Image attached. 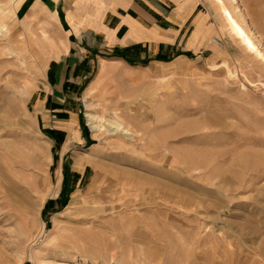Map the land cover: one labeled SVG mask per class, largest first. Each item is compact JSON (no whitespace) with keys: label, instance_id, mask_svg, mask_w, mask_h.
Returning a JSON list of instances; mask_svg holds the SVG:
<instances>
[{"label":"rangeland","instance_id":"rangeland-1","mask_svg":"<svg viewBox=\"0 0 264 264\" xmlns=\"http://www.w3.org/2000/svg\"><path fill=\"white\" fill-rule=\"evenodd\" d=\"M225 4L214 56L111 63L89 96L91 76L51 94L54 14L0 31V264H264V0ZM87 103L133 137L93 131Z\"/></svg>","mask_w":264,"mask_h":264},{"label":"crops","instance_id":"crops-1","mask_svg":"<svg viewBox=\"0 0 264 264\" xmlns=\"http://www.w3.org/2000/svg\"><path fill=\"white\" fill-rule=\"evenodd\" d=\"M14 5L8 7L7 20L15 14L32 17L38 6L44 10L38 18H48L46 12L54 14L55 27L66 35L45 71L51 78V94L57 98L76 88L72 81L79 83L91 76L92 83L95 76H106L111 63L133 67L138 57L160 54L168 58L175 51L178 56L162 63L188 60L200 53L214 56L210 37L216 44L213 36L229 31L212 0H22L19 8ZM126 75L134 82L148 77L140 70ZM96 83L99 77L86 96Z\"/></svg>","mask_w":264,"mask_h":264},{"label":"bare ground","instance_id":"bare-ground-1","mask_svg":"<svg viewBox=\"0 0 264 264\" xmlns=\"http://www.w3.org/2000/svg\"><path fill=\"white\" fill-rule=\"evenodd\" d=\"M212 1L215 4L217 10H218L219 6H221V5L225 6L226 5L225 0H212ZM234 1L238 2V0H234ZM11 3L16 4L17 8H19L20 4L22 3V0H0V10L7 8ZM233 8H234L235 12L238 13L237 12L238 10H236V9L239 8V6L237 7V5H236V7H233ZM227 10L229 13H231L230 9H227ZM40 13H43V10L39 9L38 6L34 7V15L32 16L33 20H34V18L38 19ZM220 15H221L223 24L226 26V28L233 35H235L234 28H231L229 26V23L226 22L225 16L223 14L220 13ZM242 16H244V14H242ZM16 18H17V14L13 15V17H11L9 20L0 23V31L11 32L12 30H14ZM25 22L28 24L27 33L29 34V41H30V39H32L34 37L36 40L35 43L33 44L34 52L39 53L45 47H54L56 41H55L54 37L52 36V32H51L52 28L46 19L39 21V23L41 25V35L40 36H37V34H35V32L30 27L31 25L29 24L30 22L28 20L24 19L23 23H25ZM213 40L216 43L220 42L217 38H214ZM216 50L218 52L217 48H216ZM180 66L185 71L192 70L187 65H180ZM184 84L186 85V83H184ZM172 89H173V85H172V82L170 81V79H168L166 76H163L161 82H159L158 85L155 86V88L152 90L151 94H152L153 98H156V97H158L159 94H161V92L166 90V93H167L168 91H171ZM87 107H88L87 110L89 111L86 114L88 117V124L90 125V127L92 128L93 131H98L102 126L101 121L103 119H105L104 121L107 123V129L110 133H112V134H118L119 133V134H122V135H125L128 137H133V131H131L129 127L125 126L123 124V122H120L118 120H112V119L110 120V119H107L105 117H102L100 119L99 116H97L96 114L91 112L90 105L88 103H87Z\"/></svg>","mask_w":264,"mask_h":264},{"label":"trees","instance_id":"trees-1","mask_svg":"<svg viewBox=\"0 0 264 264\" xmlns=\"http://www.w3.org/2000/svg\"><path fill=\"white\" fill-rule=\"evenodd\" d=\"M68 179H69L68 178V173H67V170H65V189L68 187V184H69ZM47 206H48V203H47V205L45 207V210H46Z\"/></svg>","mask_w":264,"mask_h":264},{"label":"built area","instance_id":"built-area-1","mask_svg":"<svg viewBox=\"0 0 264 264\" xmlns=\"http://www.w3.org/2000/svg\"><path fill=\"white\" fill-rule=\"evenodd\" d=\"M5 264H8V263H5Z\"/></svg>","mask_w":264,"mask_h":264}]
</instances>
